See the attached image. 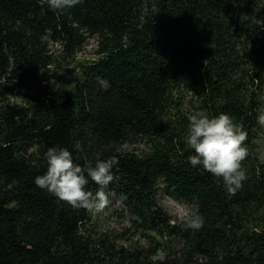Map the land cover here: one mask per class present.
Segmentation results:
<instances>
[{
  "label": "trees",
  "instance_id": "trees-1",
  "mask_svg": "<svg viewBox=\"0 0 264 264\" xmlns=\"http://www.w3.org/2000/svg\"><path fill=\"white\" fill-rule=\"evenodd\" d=\"M256 15L250 0H83L60 15L39 0H0V264H264V226L243 217L247 207L264 206V162L255 154L264 15ZM48 35L70 56L97 38L99 59L74 87L49 81L28 105L11 103L13 86L38 83L53 62ZM182 90L200 98L195 110L226 112L247 130L248 179L235 193L188 162L190 111L165 122ZM135 138L152 139V152L120 151ZM51 146L69 148L81 165L115 158L111 189L144 232L181 240L183 255L153 259L96 242L87 233L91 211L34 184ZM160 193L198 206L203 228L173 223Z\"/></svg>",
  "mask_w": 264,
  "mask_h": 264
},
{
  "label": "clouds",
  "instance_id": "clouds-1",
  "mask_svg": "<svg viewBox=\"0 0 264 264\" xmlns=\"http://www.w3.org/2000/svg\"><path fill=\"white\" fill-rule=\"evenodd\" d=\"M41 4L60 15L81 4L83 0H39ZM187 130L183 136L186 147L191 150L187 160L193 168L202 167L213 176L222 178L227 192L235 193L243 187L248 174L243 161L248 157L245 141L248 132L233 117L221 112L210 115L199 109L187 114ZM264 126V114L257 117ZM47 170L34 177V184L54 194L75 209L103 211L111 203L110 194L105 189L114 180L115 158L98 159L93 165L86 161L76 162L73 152L67 147L51 146L43 154ZM95 182L98 189L93 192L88 185ZM205 224V216L198 206H193L183 217V229L199 230Z\"/></svg>",
  "mask_w": 264,
  "mask_h": 264
},
{
  "label": "rangeland",
  "instance_id": "rangeland-1",
  "mask_svg": "<svg viewBox=\"0 0 264 264\" xmlns=\"http://www.w3.org/2000/svg\"><path fill=\"white\" fill-rule=\"evenodd\" d=\"M254 4L256 17L264 15V0H250ZM48 44V53L53 57V62L48 69H42L39 73L38 83L17 84L13 86L7 96L13 104L28 105L30 96L34 95L35 89L50 81V84L74 87L84 76L86 68L99 59V40L88 39L87 43L75 55L67 54L61 41H56L49 35L45 37ZM172 109L165 118V122H172L178 113L195 111L200 106V98L192 92L176 91L173 95ZM180 107V108H178ZM264 114V85L262 87V104L259 115ZM153 142L150 138H135L122 147L120 151L146 155L152 152ZM255 154L264 162V126L260 125L256 139ZM113 182V181H112ZM112 182L105 189L110 194L111 203L103 211H91L92 221L87 226V233L96 241L107 240L118 249L143 250L153 259H163L167 255H183V242L179 239L161 238L152 232H144L136 215L129 208L123 196H120L112 188ZM158 204L168 212L173 223L183 221V217L192 207L188 203L178 202L163 193L157 197ZM243 214L245 224L250 227L264 226V206L247 207ZM157 243L161 244L158 252ZM203 259L200 260L202 262Z\"/></svg>",
  "mask_w": 264,
  "mask_h": 264
}]
</instances>
